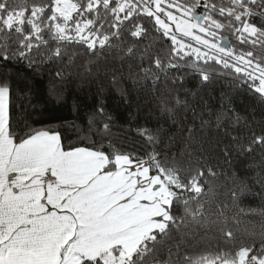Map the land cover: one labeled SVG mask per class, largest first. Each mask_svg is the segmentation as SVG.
Segmentation results:
<instances>
[{
  "label": "snow or ice",
  "instance_id": "6c2138e0",
  "mask_svg": "<svg viewBox=\"0 0 264 264\" xmlns=\"http://www.w3.org/2000/svg\"><path fill=\"white\" fill-rule=\"evenodd\" d=\"M101 61L157 103L138 142L112 131L102 99L86 129L45 125L25 109L31 86L0 74V264H264V225L241 229L237 206L241 170L264 193V0H0V68L54 66L50 95L65 99ZM189 76L226 82L218 108ZM241 93L256 103L237 111ZM62 129L91 143L65 145ZM210 233L224 244L196 252Z\"/></svg>",
  "mask_w": 264,
  "mask_h": 264
},
{
  "label": "trees",
  "instance_id": "16d2710c",
  "mask_svg": "<svg viewBox=\"0 0 264 264\" xmlns=\"http://www.w3.org/2000/svg\"><path fill=\"white\" fill-rule=\"evenodd\" d=\"M108 63L112 65L114 62L109 58ZM100 67L99 76L81 75L74 78L70 90L71 95H68L69 90L60 89L65 99L50 95V89L54 84L59 89L58 83L52 81L50 75V72L54 70V66L36 70L26 67L24 63L15 64L10 62L7 69L0 68V74L7 71L12 75L14 84H18L20 87L25 84L31 86V104L25 101V109L32 113L33 119H41L45 125L56 126L65 122H73L75 125L86 129L88 114L96 108L102 99L106 112L113 118L115 126L112 131L120 133L122 139L126 136L130 141L138 142L140 138L135 136L134 130L136 128L144 126L157 127L158 107L156 101L152 99L150 92L137 94L132 90L131 84L127 80H121L119 85H112L110 74L105 71L103 61H101ZM70 71L82 73V69L73 68ZM125 73H127V67H125ZM184 87L191 92H198L200 96L205 98L211 94L213 100L210 103H213L217 108L220 104V93L227 90L226 82L221 78H214L210 84L205 86L201 85L197 78L189 76ZM101 88L103 89V96L98 95ZM119 88L128 89L129 94L122 97ZM189 99L191 100V97ZM197 99H199V96ZM17 103H19L18 100ZM233 103L237 111H240L246 104H255L256 102L250 100L249 94L241 93L235 96ZM74 104L76 105L75 108L73 107ZM31 105L36 106L35 111H32ZM34 126L40 127L41 125L34 124ZM165 127L167 128V125ZM129 129L131 130L129 131ZM62 132L66 137L64 140L65 145L87 147L91 143L87 140L78 139L74 129H62ZM165 139L167 138L165 137ZM238 174L242 178L245 176L248 178V185L251 190L246 192L237 204L238 208L244 209L245 213L242 216L241 229L244 227L255 228L259 232L261 226L264 225V216L260 215L261 210L264 209V193L259 196L251 194L259 193L261 189V184L256 182L258 179L257 171L245 172L241 170ZM217 183L220 187L217 189L216 199L219 200L224 198L226 191L224 178L220 177ZM228 202L231 204V201ZM214 203L215 201H213ZM250 209L255 211H249ZM192 227L194 234L203 231L195 225ZM217 243L223 245L224 241L212 239L210 233L209 239L201 241L195 251L199 252L209 245L215 246Z\"/></svg>",
  "mask_w": 264,
  "mask_h": 264
}]
</instances>
